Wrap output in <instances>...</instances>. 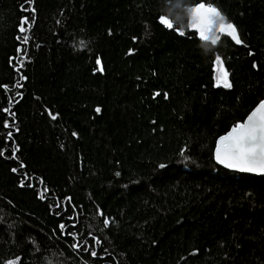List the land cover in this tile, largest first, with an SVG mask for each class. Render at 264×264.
Returning a JSON list of instances; mask_svg holds the SVG:
<instances>
[{
	"label": "trees",
	"instance_id": "1",
	"mask_svg": "<svg viewBox=\"0 0 264 264\" xmlns=\"http://www.w3.org/2000/svg\"><path fill=\"white\" fill-rule=\"evenodd\" d=\"M263 100L264 0H0V264H264V177L214 160Z\"/></svg>",
	"mask_w": 264,
	"mask_h": 264
},
{
	"label": "snow or ice",
	"instance_id": "2",
	"mask_svg": "<svg viewBox=\"0 0 264 264\" xmlns=\"http://www.w3.org/2000/svg\"><path fill=\"white\" fill-rule=\"evenodd\" d=\"M189 11L192 13L189 27L198 31L202 40H211V43H217L219 35L213 36L209 33L212 32L215 22L219 21V34H227L236 43H240L235 27L226 23L225 18L216 8L206 7L204 3H200ZM160 20L161 23L172 27L166 18L161 17ZM23 30L21 28V31ZM216 63L221 64L219 57L216 58ZM217 79L218 83L222 79L224 86L230 87V84L227 83L226 72L218 75ZM216 159L228 167H238L243 171L264 172V102H261L247 117L245 123L233 127L227 136L220 139L216 148Z\"/></svg>",
	"mask_w": 264,
	"mask_h": 264
},
{
	"label": "water",
	"instance_id": "3",
	"mask_svg": "<svg viewBox=\"0 0 264 264\" xmlns=\"http://www.w3.org/2000/svg\"><path fill=\"white\" fill-rule=\"evenodd\" d=\"M198 6V5H197ZM206 6V5H205ZM194 7H196V6H193V7H190V8H188L187 9V18H188V23H187V27H188V29L190 30V31H192V32H194V33H196V35L198 36V38L200 39V40H202L201 38H200V35H199V32L198 31H196L194 28H191V27H189V25H190V23H191V17H192V13L189 11L190 9H192V8H194ZM206 7H208V6H206ZM222 15V14H221ZM223 16V15H222ZM224 18H225V22L226 23H229L228 22V20H227V18L225 17V16H223ZM218 25H219V21H216L215 22V26L213 27V29H212V32L211 33H209L210 35H213V36H215V35H219V36H223V37H226V38H228V39H230L236 46H242V43H241V41H240V43H236V41L234 40V39H232L231 38V36H229V35H227V34H219V32H218ZM234 26V25H233ZM235 27V26H234ZM236 29V28H235ZM236 35L238 36V38H239V35H238V32H237V29H236ZM239 40H240V38H239ZM202 41H205V40H202ZM208 41H210V40H208ZM205 42H207V41H205ZM261 102H264V100L263 101H261ZM260 102V103H261ZM259 103V104H260ZM259 104L253 109V111L259 106ZM252 111V112H253ZM251 112V113H252ZM250 113V114H251ZM249 114V115H250ZM248 115V116H249ZM247 116V117H248ZM247 117H246V119L242 122V123H245L246 121H247ZM242 123H239V124H242ZM238 125V124H237ZM236 125V126H237ZM235 127V126H234ZM233 129V127L226 133V134H224L223 136H221L220 138H218L217 139V141H216V144H215V149H214V160H215V163L219 166V167H221V168H223V169H225V170H228V171H230V172H232V173H237V174H245V175H251V176H257V177H264V172H261V171H243V170H241L240 168H238V167H228V166H226V164H222V163H220L217 159H216V148H217V146H218V144H219V141H220V139L222 138V137H225V136H227L228 135V133L229 132H231V130Z\"/></svg>",
	"mask_w": 264,
	"mask_h": 264
},
{
	"label": "rangeland",
	"instance_id": "4",
	"mask_svg": "<svg viewBox=\"0 0 264 264\" xmlns=\"http://www.w3.org/2000/svg\"><path fill=\"white\" fill-rule=\"evenodd\" d=\"M222 72H226L223 65L222 64L218 65L217 63H215V85L219 87L228 88L224 86L222 79L221 82L218 83V79H217L218 75H220ZM227 83L229 84L228 77H227Z\"/></svg>",
	"mask_w": 264,
	"mask_h": 264
}]
</instances>
